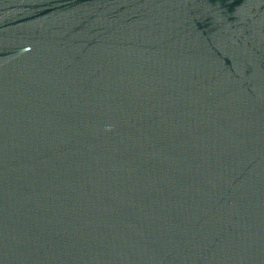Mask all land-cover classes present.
I'll return each instance as SVG.
<instances>
[{
  "label": "water",
  "instance_id": "95a60500",
  "mask_svg": "<svg viewBox=\"0 0 264 264\" xmlns=\"http://www.w3.org/2000/svg\"><path fill=\"white\" fill-rule=\"evenodd\" d=\"M0 264H264V0H0Z\"/></svg>",
  "mask_w": 264,
  "mask_h": 264
}]
</instances>
